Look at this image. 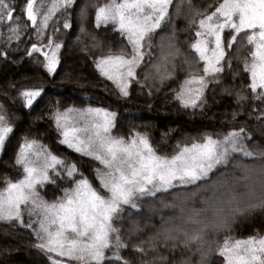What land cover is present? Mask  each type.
Listing matches in <instances>:
<instances>
[{
  "label": "snow or ice",
  "instance_id": "1",
  "mask_svg": "<svg viewBox=\"0 0 264 264\" xmlns=\"http://www.w3.org/2000/svg\"><path fill=\"white\" fill-rule=\"evenodd\" d=\"M74 6L80 18L75 44L99 53L93 66L121 98L130 99L134 86L151 98L176 79L179 69L184 78L169 89L171 99L183 109L203 113L219 103V90L236 105L229 130L197 132L177 141L171 154L162 153L146 132L113 135L114 111L62 108L57 101L38 118L52 122L58 143L100 167L93 169L90 180L74 162L38 139L24 137L14 158L19 178L5 176L0 188V223L31 230L33 246L50 264H133L124 255L128 251L136 255V264H209L213 254L224 264H264V235H231L237 217L264 208V146L252 141L246 122L236 126L241 115L264 125V0H211L203 8L192 0H108L99 6L25 0L19 9L17 0H0V43L8 49L0 57L20 51L31 28L36 42L25 55L39 54L47 75H58L64 44L57 34L61 27H73ZM89 7L95 8L94 28L110 30L117 41L105 43L85 27ZM181 16L188 25L181 31L194 32L193 40L184 41L187 54L179 46L175 25ZM242 73L249 82L235 83ZM44 92L42 86L22 87L18 95L32 109ZM13 132L0 104V154ZM47 186L60 195L46 199L42 190ZM157 205L173 210L160 214L158 223L153 221Z\"/></svg>",
  "mask_w": 264,
  "mask_h": 264
},
{
  "label": "trees",
  "instance_id": "2",
  "mask_svg": "<svg viewBox=\"0 0 264 264\" xmlns=\"http://www.w3.org/2000/svg\"><path fill=\"white\" fill-rule=\"evenodd\" d=\"M108 0H77V5L93 3L97 6L107 3ZM197 7H205L211 0H192ZM78 8L74 6L72 13L73 27L69 30L61 28L60 39L63 40L64 47L61 50V65L58 68V75L50 77L40 63L39 55L28 57L25 55V49L30 48L31 43L35 41L22 40L19 44L20 51L9 53L7 59L0 57V98L8 103L10 109L11 121L14 124V132L6 145L3 156L0 158V188L3 187L4 177L7 176L13 180L19 178L20 169L14 164L16 150L23 141L24 137L36 138L43 144H46L55 154L74 162L78 169L90 180L93 179V169L96 167L93 160L80 154H76L65 145L58 143L59 136L52 122L47 119H39L41 115L50 111V106L59 101L60 106L82 107H104L116 112L115 135L127 137L131 130L149 134L154 145L162 153L171 154L172 146L177 141H182L188 136H194L197 132L213 133L218 130L228 131L231 113L236 107L233 98L221 95L219 90L215 99L219 103H212L211 107L205 109L203 113L191 109H183L177 101L171 99L173 93L169 90L172 87H178L179 81L183 80L184 73L177 69V77L170 81L159 93H155L149 98L145 93L140 92L133 87L132 97L124 99L119 96L110 81L103 80L98 76L92 58L99 53L82 51L75 44V35L79 32L80 18ZM95 8L89 7L85 27L103 40L105 43L115 42L119 39L110 30H96L93 25ZM177 37L184 53H188L186 40L194 39V32L181 31L185 29L187 21L183 16L175 20ZM159 33V30H158ZM158 36L154 38V42ZM12 48L17 44L13 43ZM4 46H0V51H6ZM155 55V53H154ZM236 66V62L233 61ZM242 67V66H241ZM243 79L248 83L247 74L242 73L235 83ZM230 76H226V83H231ZM15 84V88L9 87ZM22 85L42 86L45 92L35 103L32 109L25 108L23 103L16 97L17 87ZM211 87V85H210ZM9 99H16L13 104ZM260 107L259 102L255 105ZM246 111L252 107V102L246 106ZM240 123H245L246 130L251 133L252 141L264 146V125L254 118L249 119L246 115L237 118ZM165 134H167L165 136ZM249 147L253 143L249 142ZM251 162V161H246ZM237 175L239 173L237 172ZM95 183V181H94ZM61 187H68V184H62ZM60 192L47 186L45 196L48 200L59 196ZM210 195V193H204ZM170 200L171 197L169 196ZM199 206V205H197ZM153 217V221L159 222V215H169L172 209H160ZM141 211L147 216L148 209L142 207ZM231 235L235 238H247L249 235L259 233L264 235V208H254L250 213L237 217L232 225ZM222 240V237H221ZM36 243L31 230L23 228H13L7 224L0 223V264H50L49 259L42 254L33 245ZM124 255L136 264V255L131 251ZM177 253L175 259H179ZM173 257L170 256V259ZM196 259V258H194ZM209 264H224L223 258L218 254H213L209 258Z\"/></svg>",
  "mask_w": 264,
  "mask_h": 264
},
{
  "label": "rangeland",
  "instance_id": "3",
  "mask_svg": "<svg viewBox=\"0 0 264 264\" xmlns=\"http://www.w3.org/2000/svg\"><path fill=\"white\" fill-rule=\"evenodd\" d=\"M76 2H77V0H76ZM25 3V0H17V7H18V9H19V7L20 6H22L23 4ZM38 3H39V0H38ZM22 20H26V17H22ZM30 23V22H29ZM61 24H62V21H61ZM62 28V27H61ZM6 31V30H5ZM31 32H32V30H31V28H29V30H28V34H26L24 37H23V39L22 40H27V41H31V40H33V41H35L36 42V40H35V38L31 35ZM57 39L61 42V43H63V40H61L60 39V35H59V33L57 34ZM47 41H45V43H46ZM13 43H15V42H13ZM64 44V43H63ZM0 46H4L2 43H0ZM62 50V49H61ZM61 54V53H60ZM33 55H35V56H37V55H39V54H33ZM40 56V55H39ZM41 57V56H40ZM42 58V57H41ZM42 60V59H41ZM31 88V87H34V86H27V85H22V86H20V87H17L18 88V90L16 91V97H18V99L20 100V102L21 103H23V101H22V99L19 97V95H18V92H19V90L21 89V88ZM10 100V103L11 104H13L14 102H15V100L16 99H9ZM38 100H39V98H38ZM36 103V102H35ZM0 104H3L4 106H5V109H6V114H7V116L9 117V119H10V121H11V116H10V109H9V106H8V103L5 101V100H3V99H1L0 98ZM35 105V104H34ZM88 107V106H87ZM26 108V107H25ZM82 108H85V107H82ZM111 111V110H110ZM116 119H117V115H116ZM11 123L13 124V122L11 121ZM13 126H14V124H13ZM113 135H115L114 134V129H113ZM12 136V135H11ZM9 142V141H8ZM7 142V143H8ZM7 143H6V145H7ZM22 143V142H21ZM46 145V144H45ZM66 146V145H65ZM67 147V146H66ZM6 148V147H5ZM19 148V147H18ZM18 148H17V150H18ZM5 150V149H4ZM17 150H16V152H17ZM51 150V149H50ZM71 150V149H70ZM52 151V150H51ZM73 151V150H72ZM53 152V151H52ZM74 152V151H73ZM3 154H4V152L2 153V154H0V158L3 156ZM76 154H78V153H76ZM81 155V154H80ZM85 157V156H84ZM86 158H89V157H86ZM89 159H91V158H89ZM91 160H93V159H91ZM94 161V160H93ZM94 163H95V165H96V167L95 168H97V167H100V165H99V163L98 162H96V161H94ZM80 171V170H79ZM81 172V171H80ZM85 176V175H84ZM69 187V186H68ZM46 189H47V187L45 188V189H43L42 190V195H44L45 196V191H46ZM45 198H46V196H45ZM47 199V198H46ZM39 250V249H38ZM40 251V250H39ZM41 252V251H40ZM42 254H44L43 252H41ZM45 255V254H44ZM46 256V255H45ZM47 257V256H46ZM48 258V257H47Z\"/></svg>",
  "mask_w": 264,
  "mask_h": 264
}]
</instances>
